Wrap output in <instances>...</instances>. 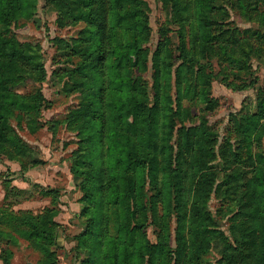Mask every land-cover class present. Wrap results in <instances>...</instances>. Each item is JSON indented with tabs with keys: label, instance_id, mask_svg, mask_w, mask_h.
<instances>
[{
	"label": "rangeland",
	"instance_id": "obj_1",
	"mask_svg": "<svg viewBox=\"0 0 264 264\" xmlns=\"http://www.w3.org/2000/svg\"><path fill=\"white\" fill-rule=\"evenodd\" d=\"M85 1L0 0V251L264 264V0Z\"/></svg>",
	"mask_w": 264,
	"mask_h": 264
},
{
	"label": "trees",
	"instance_id": "obj_2",
	"mask_svg": "<svg viewBox=\"0 0 264 264\" xmlns=\"http://www.w3.org/2000/svg\"><path fill=\"white\" fill-rule=\"evenodd\" d=\"M98 2H99V0H86L85 1V5L86 6H90L91 4V6H93V5H97L98 4ZM10 3H11V7H13V19H16L19 15H22L23 13H24V9L27 7V6H29L30 4H31V2H30V0H10ZM98 13V12H97ZM89 16H94V13H92V11L89 13ZM95 19H99V17L98 16H96L95 17ZM93 20V19H92ZM93 23V22H92ZM15 24V23H14ZM100 47V51H101V53H104V52H108V48H103L102 47V45H100L99 46ZM122 47V46H121ZM119 49L120 48H118L117 46L113 49V53H114V55L115 56H119V57H121V56H123L122 55V53L119 51ZM124 54V53H123ZM112 104H115V103H112ZM103 131H102V129H100L99 131H98V133H96V135H99L100 137H101V140L105 143V139L103 138ZM205 204L206 203H204V206H205ZM204 214V213H203ZM200 217H201V219L204 217L203 215H200ZM262 223L264 224V216H263V219H262ZM204 230H208V229H206V227H205V229ZM203 230V231H204ZM260 237H261V241L264 243V231H261L260 232ZM4 253H3V250H1V254H0V259L3 261V263L4 264H10V261H9V258H10V260L12 259L11 258V254H9V258H7V257H5L4 255H3Z\"/></svg>",
	"mask_w": 264,
	"mask_h": 264
},
{
	"label": "crops",
	"instance_id": "obj_3",
	"mask_svg": "<svg viewBox=\"0 0 264 264\" xmlns=\"http://www.w3.org/2000/svg\"><path fill=\"white\" fill-rule=\"evenodd\" d=\"M0 254H1V251H0ZM0 264H4L3 261L0 259Z\"/></svg>",
	"mask_w": 264,
	"mask_h": 264
}]
</instances>
